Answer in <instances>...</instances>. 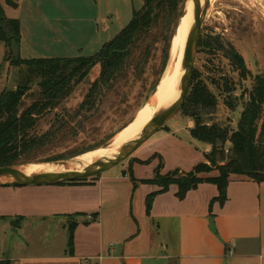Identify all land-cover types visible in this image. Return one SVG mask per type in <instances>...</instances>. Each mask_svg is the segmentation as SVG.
I'll return each mask as SVG.
<instances>
[{"label": "crops", "instance_id": "1", "mask_svg": "<svg viewBox=\"0 0 264 264\" xmlns=\"http://www.w3.org/2000/svg\"><path fill=\"white\" fill-rule=\"evenodd\" d=\"M0 3L8 18L20 20L22 51L28 41L23 17L31 10H27L26 0H19L17 9L8 7L6 0ZM0 46L5 56L4 45ZM163 132L164 135L156 140L151 138L136 151L117 173L111 169L94 179L64 185L0 187V261L9 260L12 264H157L160 256L153 251L156 237L163 231L162 245L165 238L175 245L173 254L163 256L172 260L170 264H264V182L232 176L224 205L213 202L219 196L214 184H200L183 200L177 196L178 186L172 185L167 192L154 198L148 213V196L161 188L141 181L152 180L158 165L157 161L150 165L140 161L159 154L165 162L162 175L170 173L171 160L159 148L168 138H173V158L170 159L177 164L175 167H181L187 155L178 151L181 142L175 137L181 134L179 128L171 126ZM186 134L189 138L185 142L194 156L195 168L206 162L208 148L196 142L189 131ZM178 170L189 173L182 168ZM218 175L219 172L213 170L201 177ZM68 221L73 223L64 228ZM48 225L61 231L66 247L60 249L51 240L42 239L47 232L45 229H50ZM72 228L74 249L71 254Z\"/></svg>", "mask_w": 264, "mask_h": 264}, {"label": "rangeland", "instance_id": "2", "mask_svg": "<svg viewBox=\"0 0 264 264\" xmlns=\"http://www.w3.org/2000/svg\"><path fill=\"white\" fill-rule=\"evenodd\" d=\"M187 2L188 0H180L175 11L177 16L173 14L175 19L166 14L159 21L150 40V56L145 62L144 73L138 76L130 75L116 87L115 91H109L101 109V117L89 124L84 133L56 144L53 150L41 151L36 155L39 159L32 164L51 165L79 157L80 162L88 165L92 162L91 156L96 155L97 151L109 149L119 131L132 123L147 106L152 96H155L158 84L174 62L172 42L176 34L183 30L182 27L178 31L186 16H183L185 11L189 10ZM209 3L194 71H196V84L200 83L202 88H206L215 102L212 103L210 99L208 106L199 104L188 109L187 112H180L164 126L179 128L181 134L175 139L182 144H179L181 149L178 151L187 154L182 159L181 167H175L174 165L177 164L170 159L173 158L171 156L173 138L162 141L159 148L171 160L168 164L169 172L180 168L190 172L194 168V156H191L190 148L185 142V139L189 138L187 131L190 132L199 125L208 128L218 127L230 135L238 127L242 113L249 102L250 93L258 86L257 78L264 81V0H209ZM25 5L27 10L32 12L24 13L23 23L28 41L22 51L20 49V57L73 59L96 55L129 24L133 12L143 7L144 0H26ZM0 47L2 49L3 46ZM232 51L243 58L248 71L245 77L237 71L230 56ZM1 53L2 50H0V95L4 91L17 90L25 83L30 71L25 65L11 66L10 63L4 62L5 56ZM99 68L96 66L92 69L89 77L79 85L73 96L62 107L75 110L79 106L91 83L98 78ZM36 82L38 80L32 84L29 94L39 90ZM30 103L31 100L28 99L26 104ZM49 123L50 118L44 119L40 130L43 132L48 130ZM163 133V130H159L152 140L164 135ZM201 145L204 149L205 146L208 148L207 153H216L214 156L216 161L208 162L210 167L228 164L232 147L230 142L219 141L216 145L208 143ZM73 152L79 153L78 156L70 157ZM64 155L66 156L62 160L47 161ZM148 160L150 163L147 165L157 161V165L163 163L162 170L165 169L164 157L161 155L154 154L146 161ZM125 163L126 161L112 171L117 173ZM39 166L43 171L49 170V167ZM71 223L73 222L68 221L64 224V228L66 225L69 227ZM47 227L50 229H45L47 232L42 239L46 242L51 240L60 249L63 248L66 240L61 231L52 225ZM163 235L162 231L156 237L153 254L160 256L157 264H170L172 260L163 256L173 254L175 245L167 238L162 245Z\"/></svg>", "mask_w": 264, "mask_h": 264}, {"label": "trees", "instance_id": "3", "mask_svg": "<svg viewBox=\"0 0 264 264\" xmlns=\"http://www.w3.org/2000/svg\"><path fill=\"white\" fill-rule=\"evenodd\" d=\"M179 2L180 0H144L143 7L133 12L130 23L96 55L73 59L20 57L22 40L20 20L8 18L0 3V44L4 45L6 50L4 62L10 63L11 66L25 65L30 70L23 85L15 91H4L0 95V168L34 163L39 159L36 155L41 151L53 150L56 144L84 133L89 124L101 117L100 113L107 93L115 91L116 87L130 75L138 76L144 73L154 31L166 14L171 18L173 14L177 16L175 11ZM6 5L17 9L19 0H6ZM230 56L237 71L245 77L248 71L241 55L232 51ZM96 66L100 67L99 76L91 83L84 100L75 110L62 107ZM36 80L39 90L29 94ZM257 80H259L258 86L250 93L249 102L242 113L238 127L230 135L218 127L208 128L197 125L190 130L191 137L199 143L216 145L219 141L230 142L232 147L228 164L210 167L208 162L216 161L214 157L216 153L212 152L205 154L206 162L197 165L189 173H181L177 170L162 175L163 163H161L155 169V177L152 180L141 181L161 188V191L148 196V213L154 198L160 193L167 192L172 185L178 186L177 196L183 200L189 191L197 189L200 184H214L218 188L219 196L213 202L224 205L232 176L246 177L257 183L264 182L262 174L264 172V81L259 77ZM195 81L196 71L193 74L190 94L181 110L183 113L195 105L208 106L210 99L212 103L215 102L209 91ZM28 99L31 100L29 105L26 104ZM47 118H50V126L43 132L40 130V125ZM161 130L168 131V127ZM78 154L73 152L70 157ZM65 156L47 161L62 160ZM140 163L149 164L150 160ZM213 170L219 172L217 177H201L203 174H210ZM129 174L136 184L133 172L130 171ZM85 181L87 180L72 183ZM64 184L70 183L61 185ZM73 249L72 228L69 237L71 254ZM0 264L12 263L9 260H2Z\"/></svg>", "mask_w": 264, "mask_h": 264}, {"label": "water", "instance_id": "4", "mask_svg": "<svg viewBox=\"0 0 264 264\" xmlns=\"http://www.w3.org/2000/svg\"><path fill=\"white\" fill-rule=\"evenodd\" d=\"M188 1L193 3V24L188 33L185 47L182 74L179 82L180 95L174 103L160 110L138 137L123 145L118 153L113 156L97 158L88 165L80 162L78 160L79 157L69 161H58L51 165L36 164L49 167V170L31 175H28L25 169L32 163L2 167L0 168V187L61 185L63 183L96 178L124 163L153 138L159 130L164 128L168 122L172 121L181 112L191 91L203 24L210 4L208 0H205L204 4H202L201 0ZM186 14L187 11H185L183 16ZM262 174L264 175V172Z\"/></svg>", "mask_w": 264, "mask_h": 264}, {"label": "bare ground", "instance_id": "5", "mask_svg": "<svg viewBox=\"0 0 264 264\" xmlns=\"http://www.w3.org/2000/svg\"><path fill=\"white\" fill-rule=\"evenodd\" d=\"M205 0H201L202 4ZM207 1V0H206ZM209 1V0H208ZM211 1V0H210ZM188 11L182 20L178 32L172 42V55L174 62L170 65L162 80L159 83L155 96L147 103V106L139 113L137 118L126 128L119 132L113 139L109 149L106 151H97L96 155L91 156V160L97 158L113 156L118 153L121 147L131 140L138 137L153 117L165 107L174 103L179 95V82L182 74V64L185 55V47L188 33L193 24V3L188 1ZM39 165H30L25 169L28 175L41 172Z\"/></svg>", "mask_w": 264, "mask_h": 264}]
</instances>
